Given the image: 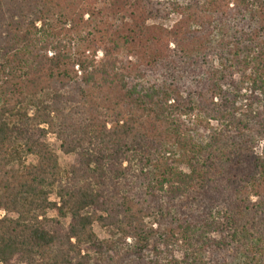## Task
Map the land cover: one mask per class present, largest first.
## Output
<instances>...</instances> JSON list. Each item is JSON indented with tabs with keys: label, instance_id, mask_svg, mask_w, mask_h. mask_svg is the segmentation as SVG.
Masks as SVG:
<instances>
[{
	"label": "trees",
	"instance_id": "1",
	"mask_svg": "<svg viewBox=\"0 0 264 264\" xmlns=\"http://www.w3.org/2000/svg\"><path fill=\"white\" fill-rule=\"evenodd\" d=\"M185 2L0 0V264H264V0Z\"/></svg>",
	"mask_w": 264,
	"mask_h": 264
},
{
	"label": "rangeland",
	"instance_id": "2",
	"mask_svg": "<svg viewBox=\"0 0 264 264\" xmlns=\"http://www.w3.org/2000/svg\"><path fill=\"white\" fill-rule=\"evenodd\" d=\"M95 1H96L95 7L97 11L102 10L99 19L101 21L111 24L116 23V21L118 20L117 17H119L120 19L123 18L124 20H126V23H128L129 25L132 24L134 17H136L135 14L138 12L137 9H141V6H139V4L146 5L147 9L149 8V10L151 11L155 9H160L161 11L160 14L162 15V17L158 16V17H154V19L149 20L148 23L146 24V27L147 28L157 27L167 30L171 29L181 19L179 12H176L177 6L175 3L178 2L177 4L179 5L186 3L185 2L186 0H95ZM233 29L236 30L239 29V27L235 26V28ZM142 58L139 57V59H142L139 62L142 64V66H145L144 63L146 60L148 61V57L143 55ZM130 59L133 62H136L135 57ZM185 124H187L188 129L193 132L196 139H200L203 141H207L208 138L211 136L212 129L217 127V123L215 122H210L209 124L205 123L203 126H198L197 128H195L196 124H198L196 122L188 123V120H185ZM46 142L50 145V147L55 151L56 155L58 156L59 159L58 162L62 170H66L71 164L74 163L75 161L74 156H66L61 152L60 141L57 140V137L54 134H49L46 139ZM255 151L259 155L262 154V152H264V141H260L257 143V147ZM25 162L27 164H30L34 162V159L30 157ZM52 201L54 202L56 201L55 196L52 197ZM5 214H6L5 212L1 211L0 218H3L4 217L3 215ZM49 216L55 217V214L49 213ZM9 217L15 218L16 215L9 214ZM62 221L66 226L69 225V219ZM95 231L102 240L111 238L110 233L107 230L101 229L98 226H95ZM129 242L131 243L130 240ZM176 257L177 258L180 257L179 254H177Z\"/></svg>",
	"mask_w": 264,
	"mask_h": 264
},
{
	"label": "built area",
	"instance_id": "3",
	"mask_svg": "<svg viewBox=\"0 0 264 264\" xmlns=\"http://www.w3.org/2000/svg\"><path fill=\"white\" fill-rule=\"evenodd\" d=\"M3 216H5V215H3Z\"/></svg>",
	"mask_w": 264,
	"mask_h": 264
}]
</instances>
